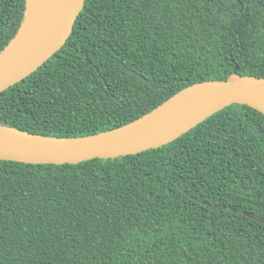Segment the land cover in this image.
<instances>
[{"label":"trees","instance_id":"1","mask_svg":"<svg viewBox=\"0 0 264 264\" xmlns=\"http://www.w3.org/2000/svg\"><path fill=\"white\" fill-rule=\"evenodd\" d=\"M27 0H0V53ZM264 77V0H85L62 47L0 92V124L83 136L196 82ZM0 264H264V114L233 103L157 148L0 159Z\"/></svg>","mask_w":264,"mask_h":264},{"label":"water","instance_id":"2","mask_svg":"<svg viewBox=\"0 0 264 264\" xmlns=\"http://www.w3.org/2000/svg\"><path fill=\"white\" fill-rule=\"evenodd\" d=\"M28 2L22 25L0 53V92L35 71L62 47L85 0H46L42 20L20 43L16 40L27 20ZM233 103L246 104L264 114V77L240 75L235 67L224 80L193 83L132 121L83 136L44 135L0 124V159L76 164L136 154L175 140Z\"/></svg>","mask_w":264,"mask_h":264},{"label":"bare ground","instance_id":"3","mask_svg":"<svg viewBox=\"0 0 264 264\" xmlns=\"http://www.w3.org/2000/svg\"><path fill=\"white\" fill-rule=\"evenodd\" d=\"M45 1L46 0H29L27 20L16 42H23L28 37L32 28L40 23V21L42 20L41 17L45 12ZM13 46H15V43L13 44Z\"/></svg>","mask_w":264,"mask_h":264}]
</instances>
